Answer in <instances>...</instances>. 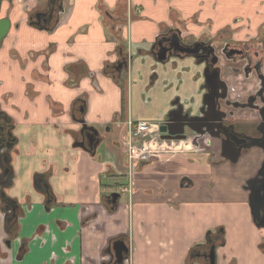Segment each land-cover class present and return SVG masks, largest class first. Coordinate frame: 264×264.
<instances>
[{"label": "crops", "instance_id": "obj_1", "mask_svg": "<svg viewBox=\"0 0 264 264\" xmlns=\"http://www.w3.org/2000/svg\"><path fill=\"white\" fill-rule=\"evenodd\" d=\"M3 17L11 26L0 46V111L13 120L18 150L5 191L25 216L8 246L0 202V264H105L118 239L131 251L125 264H204L193 253L206 240L217 246V264H251L243 242L253 233L264 262V236L242 189L261 152L234 163L208 137L161 141L159 125L176 101L199 115L202 68L153 52L176 29L254 32L264 0H5ZM141 120L155 154L113 210L106 194L129 185V123ZM84 126L97 131L93 149L78 144ZM39 177L47 191L35 186Z\"/></svg>", "mask_w": 264, "mask_h": 264}, {"label": "flooded vegetation", "instance_id": "obj_2", "mask_svg": "<svg viewBox=\"0 0 264 264\" xmlns=\"http://www.w3.org/2000/svg\"><path fill=\"white\" fill-rule=\"evenodd\" d=\"M240 20V18H237L235 22H239ZM153 50H155L153 52L161 60L169 61L172 58L181 59L188 57L193 59V63L196 66L202 68V83L200 89L202 97L201 104L198 107L199 110L204 107V101L206 104L211 103L212 98L218 93L216 89L217 86H220L219 93H223L224 95H226L228 101L227 105L226 101L220 100L221 104L217 105V107H219L220 109V114H215L212 112V109H210L208 114H206V120H201L200 124H205L207 126L208 133L203 135H197L196 133L186 128L184 133L179 135H183L182 137H184V135L187 136L186 139L182 138L170 140L161 138L162 134L169 136L168 132L161 133L159 131L160 140L179 141L191 139L193 144L201 145L203 142H206L205 138L208 137L209 146L214 148L219 147L218 149L229 158H234L238 155L237 162L241 160L245 155H249V153L253 149H258L263 156V163L264 31L256 30L252 32L250 30L245 31L240 29L227 28L215 32H212L210 30H203L202 33L195 34L191 31H183L176 29L175 31H171L166 35L159 36L153 45ZM157 52L159 56L157 55ZM175 65L176 63H173V66ZM174 104V107L169 111V113L172 112V110L175 109V107H177V105L181 103L179 101H176ZM187 110L188 109L185 108V111ZM205 112L206 111L204 110V113ZM211 117L223 119L225 118V124L218 125L214 129L207 123L209 122ZM167 119L168 116L166 120ZM11 120L12 118L8 117L6 113L0 111V186L3 187L4 184L6 185V187H4L2 191H0V202L3 213L6 216L5 220L7 219L9 221L16 216V213L19 210L17 205L14 204V201L16 200L10 197L5 191V188L11 186L14 179L12 163L13 157L18 151L15 147L16 141L12 134L13 123L11 122L13 120ZM166 120L163 123H165ZM134 122L135 121H131L129 123V132L127 136L128 145L130 140V133ZM87 129L90 128L87 127ZM176 129V127L171 126L172 131H175ZM200 130L205 131L206 127ZM86 132L89 131L86 130ZM211 134L214 135V137L211 136ZM84 140L87 141L85 138ZM145 144L150 150H153L147 145L146 142ZM152 159L153 157L150 160L140 162L135 170L139 169L143 163L149 162ZM260 168L257 170L254 177L258 175V171L260 170ZM134 172L135 171L128 170V172L126 173L127 179L129 181L128 186L131 188L130 194H132L133 192L132 185ZM254 177L250 178L249 180L253 179ZM40 178L41 177L35 180V184L36 182L39 184ZM247 182L245 186H247ZM123 187L125 186L122 185L119 188V191L117 192H111L106 194V198L109 201V204L113 210L115 209L121 195L124 194L122 190ZM248 187L250 188L248 189L250 206L251 191L255 190V187L254 185H249ZM115 193H117L119 197L117 198V202L115 204H112V195ZM252 194L253 195L251 197V200L255 210L257 211L256 214L258 215V217L261 215V218H257L256 220L252 215L253 222L257 226V223H261L262 221H264V212L262 209H260L261 200L259 196L254 193V191L252 192ZM19 205L21 207V204ZM22 210L23 212H25L23 208ZM258 228L264 229V227ZM12 242L8 241L5 243L8 246H11ZM29 243L30 241L28 240V244ZM112 244L113 243H111V245ZM262 244L264 245V241ZM25 245L26 244L23 243L21 248ZM213 245H215L214 253L216 256L217 264V246L216 244H209V240H206L205 243L200 244L198 245V248H195L193 258L203 261L204 264L209 263L210 250L211 246ZM110 246H108V248ZM128 249L129 251L125 255L123 264H125L130 257L131 251L129 246ZM105 264L119 263L116 262V258H111L110 261L105 262Z\"/></svg>", "mask_w": 264, "mask_h": 264}, {"label": "water", "instance_id": "obj_3", "mask_svg": "<svg viewBox=\"0 0 264 264\" xmlns=\"http://www.w3.org/2000/svg\"><path fill=\"white\" fill-rule=\"evenodd\" d=\"M3 1L5 0H0V12H1ZM10 26H11V20L9 19V17L0 18V46H1L3 39L9 33ZM165 58H166V55H165ZM216 89L218 93L212 98L210 104H206L205 101L203 102L204 107H202V109L199 110L200 112L199 115H193L191 109H188L187 111H185L184 106H182L181 104H178L177 107H175V109H173L172 112L169 113L168 119L166 120V122L159 125V129H160L159 131L161 133H164V132L169 133V136L162 134L161 138L170 139V140L182 139V138L186 139L187 136L185 135L184 137H182L183 135L179 136L180 134L184 133L186 128L196 133L197 135H203V134L208 133L207 126L205 124H200L201 120H206V114H208L210 109H212L213 113L220 114L219 112L220 109L219 107H217L218 104H221L220 100L226 101V104L228 105L227 96L224 95L223 93L222 94L219 93L220 86H217ZM204 110L206 111L205 113H204ZM224 122H225V118L223 119V118H212L211 117L209 122L207 123L209 124V126L215 129L216 126L225 124ZM171 126H174L177 129L175 131H172ZM204 127H206V130L201 131L200 129H203ZM86 130L89 132H86ZM82 136L88 141V145L91 149L96 147L97 131L95 129H91V128L87 129V127H83ZM211 136L214 137V135L212 134ZM78 144L82 147H85V140ZM223 156L234 163H236L238 160V155L235 156L234 158H229L225 154H223ZM35 185L40 190L47 191L48 185L44 182L43 177L40 178L39 184L36 182ZM249 185H254L255 190L253 191L259 196L261 200L260 209H262L264 212V162L262 163V166L260 170L258 171V175H256L253 179L247 182V186H245L246 190L250 189L248 187ZM4 187H6L5 184L3 185V187L0 186L1 189H3ZM253 191H251V195H250V206H251V213L254 219L256 220L257 218H261V215L258 217V215L256 214L257 211L255 210L254 205L252 204L251 197L253 195L252 194ZM118 197L119 195L117 193L113 194L111 203L115 204L117 202ZM257 226L264 227V221H262L261 223H257ZM214 249H215V245L211 246L210 255H209L210 261L207 264H216V256L214 253ZM128 251H129L128 246L123 239L114 241L113 244L108 248V253L110 254L111 258L112 259L116 258V262L119 264H123L125 255L128 253Z\"/></svg>", "mask_w": 264, "mask_h": 264}, {"label": "built area", "instance_id": "obj_4", "mask_svg": "<svg viewBox=\"0 0 264 264\" xmlns=\"http://www.w3.org/2000/svg\"><path fill=\"white\" fill-rule=\"evenodd\" d=\"M135 124V125H134ZM129 140L128 148V170L135 171L139 163L150 160L154 157V151L150 150L145 142L144 136L149 131V124L144 121L134 122ZM124 194H130L131 188L129 186L123 187Z\"/></svg>", "mask_w": 264, "mask_h": 264}, {"label": "trees", "instance_id": "obj_5", "mask_svg": "<svg viewBox=\"0 0 264 264\" xmlns=\"http://www.w3.org/2000/svg\"><path fill=\"white\" fill-rule=\"evenodd\" d=\"M14 204L17 205L19 210L16 213V216L12 220L9 221L6 219V230H7L8 236L5 240V242H8V241L12 242L14 239L19 237L20 227H21L20 219L25 216V212H23L22 208L19 205L20 203L14 201ZM26 252H27V246L25 245L20 249V251L18 253V258H22Z\"/></svg>", "mask_w": 264, "mask_h": 264}, {"label": "rangeland", "instance_id": "obj_6", "mask_svg": "<svg viewBox=\"0 0 264 264\" xmlns=\"http://www.w3.org/2000/svg\"><path fill=\"white\" fill-rule=\"evenodd\" d=\"M260 10H261V8H259V10H257V13H260ZM238 18H240L241 20L240 21H242L243 20V18L241 17V16H239ZM235 19H237V18H235ZM239 21V22H240ZM250 25L248 24L247 25V27H249ZM255 30H261V31H264V23H261V24H259L258 26H257V29H255ZM216 148V150L219 148V147H215ZM221 152V151H220ZM154 154H155V152H154ZM249 164V163H248ZM259 169V168H258ZM257 169V170H258ZM257 172V171H256ZM256 172H255V174H256ZM254 174V175H255ZM254 175L252 176V177H254ZM252 177H250V178H252ZM249 178V179H250ZM248 179V180H249ZM247 180V181H248ZM246 181V182H247ZM245 185H246V183L244 184V185H242V189H244V187H245ZM247 192V191H246ZM248 193V192H247ZM249 198V193H248V197H247V199ZM254 227H255V229L258 231V230H262V235L264 236V229H259L255 224H254ZM257 235L255 234V233H253V236H246L245 237V240H244V242H243V246H244V248L246 249V251H251L250 252V254L248 255V259L247 258H245L248 262H250L251 264H257L258 263V258H255V253H256V251H255V249H254V240H255V237H256ZM251 239V243L250 244H248L247 243V240L248 239ZM262 240L264 241V239L262 238ZM260 249H262V250H264V245L261 243V246H260ZM240 251V250H239ZM239 251H238V253H239ZM238 258H239V255H238ZM264 262L262 261V260H259V264H263Z\"/></svg>", "mask_w": 264, "mask_h": 264}]
</instances>
